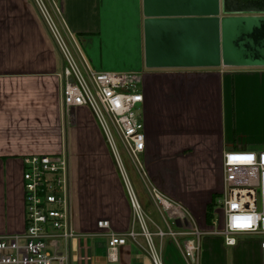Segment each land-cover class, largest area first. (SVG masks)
Listing matches in <instances>:
<instances>
[{
	"label": "crops",
	"instance_id": "crops-1",
	"mask_svg": "<svg viewBox=\"0 0 264 264\" xmlns=\"http://www.w3.org/2000/svg\"><path fill=\"white\" fill-rule=\"evenodd\" d=\"M54 1L92 68L143 76V171L132 163L148 192L140 190L139 198L126 172L164 264H264L261 241L246 257L248 244L226 245L222 236L212 233L215 222L209 225L206 219L213 196L223 191L224 152L264 149V24L244 35L247 61L149 67L144 0H122L131 15L123 31L117 28L134 40L131 28L136 30L139 57L134 67L113 68L90 52L97 51L103 33L116 26L114 5L119 0ZM64 65L38 2L0 0V237L26 228L23 158L61 155L68 159V217L76 234L58 241L59 251L68 256L65 264H154L150 240L96 117L88 107L68 110L63 103ZM233 134H257L263 141L234 148ZM154 188L175 204L166 205L175 216L160 206ZM145 216L154 225L152 231ZM103 220L110 222L109 229L99 226ZM189 223L198 228L184 232L181 228ZM206 225L210 230L203 231ZM110 232L127 240L114 260L109 257ZM187 240L198 248L192 258L186 254Z\"/></svg>",
	"mask_w": 264,
	"mask_h": 264
},
{
	"label": "built area",
	"instance_id": "built-area-1",
	"mask_svg": "<svg viewBox=\"0 0 264 264\" xmlns=\"http://www.w3.org/2000/svg\"><path fill=\"white\" fill-rule=\"evenodd\" d=\"M36 1L65 61L61 74L63 103L68 110L80 106L92 110L126 180L132 207L150 240L153 263L164 264L143 222L141 206L127 178L119 146L120 142L135 167L143 171L139 160L147 147L142 115L143 76L139 72L92 68L75 34L63 22L61 31L44 0ZM23 162L26 228L22 233L0 237V264H65L68 256L59 251L58 241L76 235L68 217V159L61 155L35 154L25 156ZM223 167V191L217 201L221 210L215 220L219 226L212 233L222 236L228 246H235L239 235L258 237L264 255V149L228 150L223 154ZM153 190L155 199L166 210L169 209L165 203L175 206L158 189ZM98 224L110 228L108 220ZM159 234L164 235L163 231ZM108 235L109 257L114 260L118 247L127 240L126 236L115 233ZM197 249L190 240L186 241L189 258Z\"/></svg>",
	"mask_w": 264,
	"mask_h": 264
},
{
	"label": "water",
	"instance_id": "water-1",
	"mask_svg": "<svg viewBox=\"0 0 264 264\" xmlns=\"http://www.w3.org/2000/svg\"><path fill=\"white\" fill-rule=\"evenodd\" d=\"M264 0H144L146 64L220 66L245 60V34L264 24ZM223 14V17L221 16Z\"/></svg>",
	"mask_w": 264,
	"mask_h": 264
},
{
	"label": "rangeland",
	"instance_id": "rangeland-1",
	"mask_svg": "<svg viewBox=\"0 0 264 264\" xmlns=\"http://www.w3.org/2000/svg\"><path fill=\"white\" fill-rule=\"evenodd\" d=\"M114 1H116V0H114ZM44 2L46 4L48 10L50 11L51 15L53 16L56 24L58 25L60 30L63 31L64 28H63L62 20L59 16L58 10L53 5V1L52 0H44ZM110 7H111V5H110ZM114 7H116V12H117L116 14L118 15V19L116 20V23H115L116 26L112 27L109 32H107L105 34L103 33V35L101 37V41H99V44H98L99 46L101 44L100 47L102 48V51L99 49V46H98L97 51L94 50L90 53L94 59L98 60L99 58H102L108 64L112 65L110 67H113V68L134 67L137 64L138 57H139L138 52H137L136 30H133V27L131 28V31H133V38H135V40L132 39V37L130 35H129L130 36L129 37V36L125 35V33L122 32L123 27L127 23V20L129 21L127 14L130 13V15H131V12H128L127 7H125V4L122 0H119V2H117L116 5H114ZM40 11H41V9H40ZM41 16L45 19L42 11H41ZM112 22H114V21H112ZM111 25H112V23H111ZM117 27L122 31H120ZM98 38H100V37H98ZM82 51L84 52V54L86 56L85 50L82 49ZM100 55H101V57H100ZM259 141H263V139L261 138L260 135H257V134H233V138H232L234 148L246 147L250 144L257 145V144H259L258 143ZM119 146L121 149V154H122V158L124 161V165L126 166L128 175L131 179V183H132V185H133V187H134V189H135V191L139 197V191L141 190V192L147 193L148 188L146 187L145 182L141 179L139 173L136 171L130 157L123 150L122 146L120 145V142H119ZM140 160L141 161L143 160L142 156H140ZM220 197H221V195H218L216 197V200H215V202H216V208H215L216 219L218 218L219 212L221 210V206L217 202ZM140 205L142 206V204H140ZM160 206H162V204H160ZM141 209H142L141 212L145 215V211H144L143 206ZM166 211H167V214L169 212L168 215H170L171 217L175 216L174 213L172 214V212H171L172 210H166ZM163 212L165 213V216H166L165 210ZM145 221H146V224L149 227L150 231H152L151 226H154V225L149 221V219L146 216H145ZM169 221L171 222V220H169ZM171 226L173 227L172 224H171ZM217 226H219V221H218V223L215 224L212 231L217 229ZM196 228H198L197 225L189 223L188 225H186L185 228H181V229L184 232H186L189 230L195 231ZM202 229H203V231L210 230V228L207 225L203 226ZM257 241H260V239L258 237H255V236L239 235L237 237V244L239 242H245V244L249 245L248 252H246V257L251 255V252H252L253 248L255 247V243H257Z\"/></svg>",
	"mask_w": 264,
	"mask_h": 264
},
{
	"label": "trees",
	"instance_id": "trees-1",
	"mask_svg": "<svg viewBox=\"0 0 264 264\" xmlns=\"http://www.w3.org/2000/svg\"><path fill=\"white\" fill-rule=\"evenodd\" d=\"M218 196V194H215L213 196V201L208 205L207 208V214H206V219H207V223L209 225H213L215 220H216V215H215V208H216V197Z\"/></svg>",
	"mask_w": 264,
	"mask_h": 264
},
{
	"label": "bare ground",
	"instance_id": "bare-ground-1",
	"mask_svg": "<svg viewBox=\"0 0 264 264\" xmlns=\"http://www.w3.org/2000/svg\"><path fill=\"white\" fill-rule=\"evenodd\" d=\"M137 200H138V199H137ZM166 205H167V206H170L169 204H165V206H166ZM162 257H163V256H162Z\"/></svg>",
	"mask_w": 264,
	"mask_h": 264
}]
</instances>
